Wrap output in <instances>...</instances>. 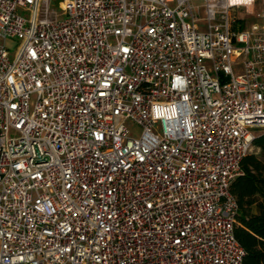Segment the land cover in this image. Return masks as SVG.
Returning a JSON list of instances; mask_svg holds the SVG:
<instances>
[{"label":"built area","instance_id":"obj_1","mask_svg":"<svg viewBox=\"0 0 264 264\" xmlns=\"http://www.w3.org/2000/svg\"><path fill=\"white\" fill-rule=\"evenodd\" d=\"M53 1L0 0V264H242L264 0Z\"/></svg>","mask_w":264,"mask_h":264},{"label":"trees","instance_id":"obj_2","mask_svg":"<svg viewBox=\"0 0 264 264\" xmlns=\"http://www.w3.org/2000/svg\"><path fill=\"white\" fill-rule=\"evenodd\" d=\"M253 148L258 153L244 158L243 174L231 186L239 207L235 237L245 250L242 264H264V133Z\"/></svg>","mask_w":264,"mask_h":264},{"label":"rangeland","instance_id":"obj_3","mask_svg":"<svg viewBox=\"0 0 264 264\" xmlns=\"http://www.w3.org/2000/svg\"><path fill=\"white\" fill-rule=\"evenodd\" d=\"M60 2H61V0H54L53 3H52L51 9L54 10L57 13L58 18L60 20H62L65 17V14L59 8ZM260 12H261L260 9L258 7H256L255 11H251L250 13L247 10H245V9L233 10V15L238 17V18H243L245 16L252 15V14H255V13H256V15H258V14H260ZM22 15L25 18L29 19V20L32 17V13L31 12H23L22 11ZM200 17H201L202 21L200 23H198V29L200 31H206L207 28H208V23L205 21L206 16H205L204 11L201 12V16ZM249 20H253V19H249ZM7 48L9 50V57L11 58V60H14L16 55H17V52H18V40L9 39L7 41ZM241 62H243V61L242 60L238 61V63H241ZM35 102H36V96H33L32 97V103H31L32 104V108L34 107ZM126 126L130 130V132H131V134H132V136L134 138H139L140 137L141 128L139 126H137L136 124H134L130 120H128L126 122ZM251 153H258V151H256L255 148H252Z\"/></svg>","mask_w":264,"mask_h":264},{"label":"crops","instance_id":"obj_4","mask_svg":"<svg viewBox=\"0 0 264 264\" xmlns=\"http://www.w3.org/2000/svg\"><path fill=\"white\" fill-rule=\"evenodd\" d=\"M261 134H262V133H261ZM252 148H253V147H252ZM251 151H252V150H251ZM251 151H250V153H251ZM250 153H249V154H250Z\"/></svg>","mask_w":264,"mask_h":264}]
</instances>
